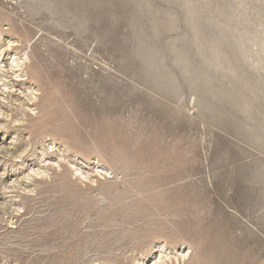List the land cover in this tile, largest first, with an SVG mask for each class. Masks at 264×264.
Masks as SVG:
<instances>
[{
    "label": "rangeland",
    "instance_id": "374dc122",
    "mask_svg": "<svg viewBox=\"0 0 264 264\" xmlns=\"http://www.w3.org/2000/svg\"><path fill=\"white\" fill-rule=\"evenodd\" d=\"M0 264H264V0H0Z\"/></svg>",
    "mask_w": 264,
    "mask_h": 264
},
{
    "label": "bare ground",
    "instance_id": "6f19581e",
    "mask_svg": "<svg viewBox=\"0 0 264 264\" xmlns=\"http://www.w3.org/2000/svg\"><path fill=\"white\" fill-rule=\"evenodd\" d=\"M11 67V66H10ZM39 169V168H38Z\"/></svg>",
    "mask_w": 264,
    "mask_h": 264
}]
</instances>
